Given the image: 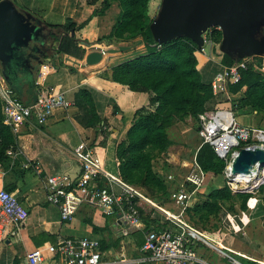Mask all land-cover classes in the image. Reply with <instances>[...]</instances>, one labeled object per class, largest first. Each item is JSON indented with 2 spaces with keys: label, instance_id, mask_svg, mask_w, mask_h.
<instances>
[{
  "label": "crops",
  "instance_id": "crops-1",
  "mask_svg": "<svg viewBox=\"0 0 264 264\" xmlns=\"http://www.w3.org/2000/svg\"><path fill=\"white\" fill-rule=\"evenodd\" d=\"M116 6L119 7L118 4ZM22 8L43 20L45 24L54 26L64 25L67 19L83 24L91 17L90 13L89 17L84 18L85 13H82L89 8L85 0H33L25 3ZM95 21V18L92 19L85 30L94 26ZM135 41L139 54L141 56L147 54L148 47L143 39ZM83 42L107 51L110 50L106 44H100L103 42L98 40ZM82 43L81 46L85 48ZM55 47V43L52 45L49 42L47 47L50 49L49 53L41 57L43 63L36 64L31 61L33 70L31 67V70L18 71L17 75L12 74L13 85L8 84L19 94L20 100L26 105H32L35 102L39 87L65 93L72 101L73 107L57 111L45 126H39L33 117L29 122L20 125L18 131H13L9 127L15 137L19 156L14 158L8 156L7 161L0 163V192L6 191L14 194L28 209L30 217L18 236L10 235L0 241V264H28L27 255L34 250L45 254L43 264H61V257L50 255L48 249L66 239L98 241L100 248L104 247L102 264H156L142 252L143 246H140V239L136 235L143 231L122 238L121 228L117 226L115 219L105 217L94 205H82L72 221L62 223L59 207L49 202V192L45 189L48 177L77 178L80 175L82 167L74 151L82 142L87 143L91 149L93 148L102 159L105 173L115 181L121 179L130 185L122 176L124 164L119 156V147L127 143L128 134L137 123L140 112L155 109L151 106L153 94L134 92L127 86L115 83L112 69L118 64L139 56L133 53L135 52L133 46L126 44L124 47H129L128 50L108 54L98 65L88 67L84 62L70 56L55 55ZM209 47V52L206 50L205 54L200 55L201 75L206 85L211 84L221 71L224 57L220 51V44ZM127 52H129L128 56H132L130 59L127 57L115 65H109L113 56ZM88 53L90 52L87 51ZM49 59L51 62H48ZM68 63L74 66H68ZM0 74L2 76L1 65ZM21 80L26 82L25 85L21 86ZM81 90L92 95L101 120V127H104V130L99 127L87 128L79 123L80 110L76 106V96ZM243 95L242 92L233 95V101L239 100ZM226 98V95L213 97L207 105V111L229 109L228 103L225 102ZM235 111L242 112V116L245 117L255 116L264 120V115L256 110L236 109ZM188 121L193 120L190 118L186 122ZM241 125L245 126L243 123ZM183 126L184 124L180 122L169 129L168 133L173 145L167 154L153 162L154 173L171 192L184 183L202 147L197 146L198 140L195 142V148L189 146L193 143V139L199 136L198 133L194 136L189 134L191 139L186 141L184 134L178 130L179 135L176 139L173 138L172 130L176 127L182 129ZM187 146L193 151L187 150ZM26 166H29V169H26ZM36 167L41 169L40 174L36 172ZM215 177L219 178V182L222 179L223 183L213 186L211 183L214 181L211 179L215 180ZM99 182L101 186L110 184L106 178ZM224 185L223 175L216 176L209 173L208 182L189 210L206 201L213 190L222 189ZM132 187L140 194L137 198L140 211L142 213L144 211L153 220L161 221L164 225L170 223L167 221V214L177 215L180 212L172 199L168 202L155 203L151 200L152 198L147 199L145 190L136 186ZM228 214L236 217V223L229 219ZM186 224L196 229L211 244L209 247L200 244L196 250L197 254L204 259L205 264H233V262L264 264V187L254 195L246 211L234 213L225 208L220 215L219 228L216 231H207L196 226L190 221L188 212ZM173 226L171 224V229L174 228Z\"/></svg>",
  "mask_w": 264,
  "mask_h": 264
},
{
  "label": "trees",
  "instance_id": "trees-1",
  "mask_svg": "<svg viewBox=\"0 0 264 264\" xmlns=\"http://www.w3.org/2000/svg\"><path fill=\"white\" fill-rule=\"evenodd\" d=\"M85 1L89 6L96 7L100 4V8L95 9L83 24H77L73 19H67L66 23L60 26L46 24L55 40V55H67L82 61L87 51L81 43L87 40H84L79 32L85 29L92 19L104 16L114 3L119 5V20L105 41L126 43L142 38L148 47V53L115 66L112 69L113 81L129 87L134 92L152 93L151 106L155 108L140 112L137 123L128 134L127 143L119 147V156L124 164L122 176L130 185L145 190L147 199L152 198L155 203L168 202L172 199L173 192L168 190L154 173L153 162L167 154L173 145L169 129L177 123H185L190 118L199 123L200 116L207 112V105L214 97L211 85L204 84L201 75L202 47L191 38H180L162 45L160 49L156 48L150 29L154 21L150 15V5L155 0ZM73 31L75 36L72 35ZM211 38L219 45L223 36L222 33L214 32ZM238 62L235 55L225 54L222 65L230 67ZM21 81V86L25 85L26 82ZM231 90L235 95L241 92L244 94L234 104L237 109L256 110L264 115L263 75L253 70L243 72L241 83L233 86ZM13 91L21 101L19 94ZM76 106L80 110L79 123L87 128L99 127L104 130L94 99L89 92L81 90L77 94ZM0 139V163H4L9 159L7 151L10 148L17 150V146L12 130L5 125L4 103L1 98ZM196 159L204 172L216 176L223 175L226 163L218 158L210 145H203ZM252 199L254 195L234 194L224 185L222 189L213 190L206 201L188 210V216L190 221L201 229L216 231L219 228L220 215L225 208L234 213L246 211ZM142 217L146 230L136 235L140 239V246L145 243V233L152 228L171 229L170 223L163 225L161 221L147 216L144 211ZM102 250L103 246L100 248L101 255Z\"/></svg>",
  "mask_w": 264,
  "mask_h": 264
},
{
  "label": "built area",
  "instance_id": "built-area-1",
  "mask_svg": "<svg viewBox=\"0 0 264 264\" xmlns=\"http://www.w3.org/2000/svg\"><path fill=\"white\" fill-rule=\"evenodd\" d=\"M214 32L222 33L220 28L211 29L205 36V44L201 52L205 54L206 45L215 46L212 41ZM160 49L162 45H154ZM214 59V55H212ZM248 70L264 76V57L248 56L241 59L238 64L225 67L216 75L211 82L214 98L226 95L229 109H218L207 111L200 116L199 137L202 145H210L215 154L225 161L226 167L223 173L225 186H228L234 194L244 193V189H237L236 185L243 181L251 180V169L260 168V162L251 166L248 173L233 171V165L240 151L264 150V130L261 128L245 127L235 117L233 101L235 94L231 88L241 83L242 73ZM0 98L4 103L5 125L13 131L29 122L33 117L39 126L47 125L59 110H68L73 107L72 101L63 92L37 88V97L32 105H26L19 101L12 90L1 77ZM2 141L0 139V145ZM81 163V173L77 178L68 176H53L46 178L45 189L49 192V202L59 207L61 222L68 223L76 216L82 205H94L107 218L115 219L120 226L122 238L129 237L136 232L146 230L141 211L137 204L140 194L138 190L124 183L121 179L114 180L103 169L102 159L90 148L87 143L82 142L74 151ZM9 157L19 156V151L10 148L7 151ZM29 169V166L25 167ZM36 172H42L36 167ZM242 176L240 183L238 178ZM209 174L204 172L197 163L187 173L184 183L172 193V200L180 212L167 214V221L173 224L172 229H154L145 233V243L142 252L148 255L150 261L156 264H205L204 259L196 252L200 244L211 246V244L193 228L186 224V215L190 207L196 201L197 195L208 182ZM257 177L264 179V175ZM106 178L110 181L108 186H101L100 180ZM171 180V178H169ZM262 185L255 191L247 193L256 195ZM30 217L28 209L19 199L6 191L0 192V241L8 236H18L25 227ZM228 217L236 223V217ZM240 230V229H239ZM50 255L60 256L61 264H102L100 243L96 240H72L60 241L57 245L50 246ZM28 264H43L45 254L34 250L27 255Z\"/></svg>",
  "mask_w": 264,
  "mask_h": 264
},
{
  "label": "water",
  "instance_id": "water-1",
  "mask_svg": "<svg viewBox=\"0 0 264 264\" xmlns=\"http://www.w3.org/2000/svg\"><path fill=\"white\" fill-rule=\"evenodd\" d=\"M213 28L222 30V54L235 55L239 61L248 56L264 57V0H162L160 12L150 26L157 44L191 38L201 47L204 36ZM50 34L40 18L17 8L12 0L0 1V65L7 84L13 85L12 74L31 70V61L39 59L43 63L41 57L50 50L46 47ZM82 45L89 48L83 60L88 67L98 65L108 54L129 49L120 46L107 51L88 42ZM257 162L264 166V150L240 151L233 171L248 173Z\"/></svg>",
  "mask_w": 264,
  "mask_h": 264
},
{
  "label": "rangeland",
  "instance_id": "rangeland-1",
  "mask_svg": "<svg viewBox=\"0 0 264 264\" xmlns=\"http://www.w3.org/2000/svg\"><path fill=\"white\" fill-rule=\"evenodd\" d=\"M12 1L14 2V4L16 5L17 8L23 9L22 7L24 6L25 3L30 2V1H33V0H12ZM78 1H81V0H78ZM82 3H84V2L82 1ZM161 4H162V0H155V1H153L151 3V5H150V15H151V18L153 20H155L157 18L158 14L160 12ZM116 5H117V3H114L113 4V7H111L105 13L104 16L95 18L96 21L94 22V26H92L90 29H87V30L83 29L82 31L79 32V35L83 39H86V40H96V41L97 40L98 41H101L102 40L103 43H100V44H103V45L106 44V46H108L107 48H109V49H118L120 46H125L126 44L129 45V46L131 45V46L134 47L133 49H135V52H133V53L135 55H137V56H141V54H139V50H137V42L135 40L130 41V42H126V43H124L125 45L124 44H121V43H117L114 40H110L111 41L110 43L107 42V41H105V40H107V37H109V35L111 33V29L114 28V26L116 25L117 21L119 20L120 14H121L120 8L117 7ZM99 8H100V4H99V6H96V7L89 6V8H87L85 10V12L84 11L82 12V13H85V17L84 18L89 17L90 13L92 15V13L94 12V10L95 9H99ZM138 39H141V38H138ZM51 44L53 45V43H51ZM55 46H56V44H55ZM205 47H206V50L209 52L210 51V47L208 45H206ZM85 49H86V51H89L87 47H85ZM128 53L129 52L124 53L122 55H117V56L115 55V56H113L112 60H110L109 65L110 66L115 65V64L121 62L123 59H125L127 57H129V59H130L132 56H128ZM133 53L130 52V54L134 55ZM222 55L224 56V54H222ZM83 60H82V62H83ZM67 65L68 66H74V65L69 64V63ZM1 82H2V79L0 78V83ZM235 117L237 118V121L239 123H241V124L243 123L246 127L253 126L255 128H261L262 130H264V120L263 119H260V117H255V116L245 117V116H242V112H240V111H237V112L235 111ZM183 124H184V126H183L182 129L176 127V128H174L172 130L173 138L176 139L177 136L179 135L178 134V130H181L180 133L181 134L183 133L184 136H185L184 140L188 141V139H191V136H189V134H191L192 136H194L196 133H198L199 123L196 122V121H194V122L193 121H190V122L188 121V123L185 122ZM197 140H198L197 146L199 148L201 146H203L202 145V140H201V138L198 135H197V137H195L193 139V143L190 144L189 146H191L192 148H195V142ZM191 147H188L187 146L186 148H187V150H190V152H191V150L193 151V149ZM218 179L219 178L216 179V177H215V180L214 179H211L212 181H214L211 184L213 186H215L217 184L220 185L221 182L223 183L222 179H221L220 182L218 181ZM261 183H263V182H261ZM240 189H243V188L240 187ZM249 191H254V188H251ZM194 230L197 231L196 229H194ZM233 264H236V263L233 262Z\"/></svg>",
  "mask_w": 264,
  "mask_h": 264
},
{
  "label": "bare ground",
  "instance_id": "bare-ground-1",
  "mask_svg": "<svg viewBox=\"0 0 264 264\" xmlns=\"http://www.w3.org/2000/svg\"><path fill=\"white\" fill-rule=\"evenodd\" d=\"M249 173L251 174L250 175V179L251 180H247L246 182L243 181L241 184H237L236 185L237 189H240V187L243 188L244 190H247V191L250 190L251 188L255 189L256 187H258L259 185L262 184L261 182L264 181V179H262L261 177H257L258 174L264 175V169H260L258 167V168H255V169H251V171ZM241 180H242V176H240L238 178L237 183H240Z\"/></svg>",
  "mask_w": 264,
  "mask_h": 264
},
{
  "label": "flooded vegetation",
  "instance_id": "flooded-vegetation-1",
  "mask_svg": "<svg viewBox=\"0 0 264 264\" xmlns=\"http://www.w3.org/2000/svg\"><path fill=\"white\" fill-rule=\"evenodd\" d=\"M49 42H51V43H55V40L53 39V37H49V38H48V40H47V44H46V47H48V43H49ZM50 49H51V51H52V50H53V47L50 48ZM39 58H40V57H39ZM41 59H42V58H41ZM33 63H36V64L38 63V64H39V63H40V60L37 59V60L33 61Z\"/></svg>",
  "mask_w": 264,
  "mask_h": 264
}]
</instances>
